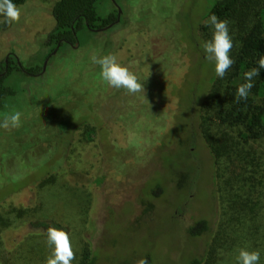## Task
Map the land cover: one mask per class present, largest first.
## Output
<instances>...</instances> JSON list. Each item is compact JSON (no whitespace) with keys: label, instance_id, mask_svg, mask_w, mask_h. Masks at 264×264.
Listing matches in <instances>:
<instances>
[{"label":"rangeland","instance_id":"1","mask_svg":"<svg viewBox=\"0 0 264 264\" xmlns=\"http://www.w3.org/2000/svg\"><path fill=\"white\" fill-rule=\"evenodd\" d=\"M55 1L12 0L21 18L0 30V63L14 54L43 64ZM214 1L115 0L114 27L79 32L88 41L54 54L44 71L3 78L15 92L0 122L19 111L21 126L0 128V264H45L48 227L69 234L72 264H86L90 249L93 264H237L240 249L258 250L264 264V138L242 142L234 129L222 147L229 157L215 158L199 129L200 117L214 121L198 109L216 76L201 46ZM109 54L145 93L102 80L91 57ZM199 219L208 228L192 236Z\"/></svg>","mask_w":264,"mask_h":264},{"label":"trees","instance_id":"2","mask_svg":"<svg viewBox=\"0 0 264 264\" xmlns=\"http://www.w3.org/2000/svg\"><path fill=\"white\" fill-rule=\"evenodd\" d=\"M13 1L21 3L24 0ZM101 1H55L52 6L54 26L48 32L43 43L49 47L44 57L56 49V52L49 57L48 62H51L54 54L67 50V47L74 49L86 43L87 38H84L83 42L80 41L79 32L94 31V29L106 27L116 20L117 5L110 1L111 9L101 13L99 6ZM213 14L218 19L229 22L228 26L233 40L230 56L235 63L223 79L215 76L205 91L198 109L200 113L204 109L211 111L214 121L199 116L201 118L199 129L201 134L203 132L206 137L207 146L209 149L211 148L209 150L211 155L215 158H222L230 155V149L222 147H227L233 142L232 131L234 129H239L235 136H238L242 142L264 138V69L261 70L260 76L255 78V86L251 89L248 99L237 103L235 98L237 88L246 82L245 72L257 67L260 55L264 54V0H215L204 18L208 19ZM2 21L3 19L0 20V30L7 29L10 25L4 24ZM115 25L116 23H113L106 29ZM9 55L7 66L4 65V60L0 63V108L5 96L15 92V89L3 84V78L6 75L14 70H23L28 74L42 71V64L29 67L18 65L15 55ZM193 138L194 135L191 131L189 141L186 143L189 144ZM185 175L186 173L183 172L181 177ZM100 180L101 177L91 181L92 188L97 190V195L100 194L98 189L101 185ZM152 208V203H146L142 211L143 214L152 211ZM207 228L206 220L199 219L188 228V233L197 236ZM93 261L94 255L90 249L86 264H93ZM201 262L202 259L193 258L190 264H200Z\"/></svg>","mask_w":264,"mask_h":264},{"label":"clouds","instance_id":"3","mask_svg":"<svg viewBox=\"0 0 264 264\" xmlns=\"http://www.w3.org/2000/svg\"><path fill=\"white\" fill-rule=\"evenodd\" d=\"M0 17H3L2 23L12 25L19 23L21 10L12 0H0ZM211 25L213 32L210 40L202 43L205 58L214 63L215 74L218 78L223 79L228 70L233 66L235 61L231 58L230 53L233 48V40L230 35L229 22L220 20L213 14L205 22ZM93 63L99 65L100 76L109 87L115 89H125L128 93L144 92L143 85L138 82L137 76L127 67L117 62L115 55L109 54L102 57L93 55ZM264 69V54H261L257 67L251 68L245 72V83L241 84L235 93L236 102L246 101L251 89L255 86L254 80L260 76L261 70ZM21 126V113L14 112L4 117L0 122V128L6 130L19 128ZM46 242L51 248V254L47 257L45 264H72L75 260V252L69 234L56 227H48L46 230ZM260 252L258 250L248 251L240 249L237 256V264H259ZM136 264H148L146 259H139Z\"/></svg>","mask_w":264,"mask_h":264},{"label":"water","instance_id":"4","mask_svg":"<svg viewBox=\"0 0 264 264\" xmlns=\"http://www.w3.org/2000/svg\"><path fill=\"white\" fill-rule=\"evenodd\" d=\"M111 1H112V3L116 4L115 0H111ZM116 5H117V4H116ZM117 9H118L117 17H116V20H115L113 23H118L119 20H120L121 9L119 8V6H117ZM113 23H111V24H109L108 26L103 27V28H96V29H94V31L104 30V29H106L107 27L111 26ZM55 52H56V49H54L51 53H49V54L46 56V58H45V60H44V62H43V64H42V71H44L45 66H46V63H47L49 57L51 56V54H53V53H55ZM16 60H17V63H18V65H19L20 63H19L17 57H16Z\"/></svg>","mask_w":264,"mask_h":264},{"label":"flooded vegetation","instance_id":"5","mask_svg":"<svg viewBox=\"0 0 264 264\" xmlns=\"http://www.w3.org/2000/svg\"><path fill=\"white\" fill-rule=\"evenodd\" d=\"M8 56H10L9 54H7V56H6V58L4 59V61H5V66H7V58H8ZM16 57V56H15Z\"/></svg>","mask_w":264,"mask_h":264}]
</instances>
